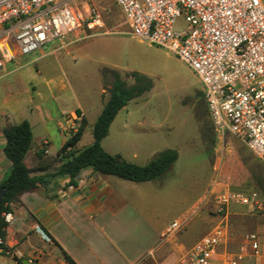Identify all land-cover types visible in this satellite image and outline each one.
Instances as JSON below:
<instances>
[{"label": "rangeland", "instance_id": "374dc122", "mask_svg": "<svg viewBox=\"0 0 264 264\" xmlns=\"http://www.w3.org/2000/svg\"><path fill=\"white\" fill-rule=\"evenodd\" d=\"M86 1L99 9L102 28L74 34L61 48L58 42L46 44L4 68L0 127L6 121L12 125L27 121L33 142L46 134L53 155L64 135L69 138L81 126L73 111L80 105L87 124L74 150L81 151L92 144L93 125L109 97L113 78L109 73L103 76V70L118 72L129 86L130 73L142 74L151 80V90L118 112L101 146L137 166L166 150L176 151L178 159L164 178L144 185L140 201L135 192L128 193L141 217L129 213L135 226L123 241L125 252L141 253L140 264H173L176 245L191 239L186 246L192 247L221 221L228 223L233 246L248 233L263 232L264 215L230 207L223 219L208 197L216 174L233 191L264 196V165L233 137L215 134L202 86L192 71L174 55L132 38L112 0ZM49 166L46 174L54 171L56 160ZM173 222H181V229L161 239Z\"/></svg>", "mask_w": 264, "mask_h": 264}, {"label": "built area", "instance_id": "2783aa9c", "mask_svg": "<svg viewBox=\"0 0 264 264\" xmlns=\"http://www.w3.org/2000/svg\"><path fill=\"white\" fill-rule=\"evenodd\" d=\"M112 1L127 21L132 38L174 55L192 71L202 86V98L215 134L219 138L233 137L264 165L261 1ZM102 26L99 9L86 0H0V81L4 68L18 59L52 42H58L61 48L72 35ZM208 197L223 219L235 206L246 208L253 216L264 215V196L233 191L218 174L211 180ZM3 219L7 226L12 223L10 213L4 214ZM181 227V222L171 223L160 238ZM35 232L42 242L51 243L40 227L36 226ZM229 241L228 223L221 221L174 264H219V258L223 264H240L246 257L258 260L264 246V231L246 234L241 246L244 256L225 250L220 257L219 248L226 249ZM0 251L12 258H22L19 251Z\"/></svg>", "mask_w": 264, "mask_h": 264}, {"label": "crops", "instance_id": "0c3cea01", "mask_svg": "<svg viewBox=\"0 0 264 264\" xmlns=\"http://www.w3.org/2000/svg\"><path fill=\"white\" fill-rule=\"evenodd\" d=\"M73 111L79 112L80 118L87 124L86 114L80 105ZM73 111L70 113L73 114ZM11 126L15 125L6 121L0 127V183L10 169L9 162L3 156L6 144L3 132ZM59 129L64 135L62 128ZM31 132V146L24 158V165L31 171V177L47 175L49 163L56 160L53 168L55 171L60 166V157L57 156L58 152L50 154V142L46 134L34 143L33 128ZM67 139L64 135L60 148ZM149 183L122 181L88 169L82 171L73 180V184L68 177H61L50 180L46 186L37 185L35 189L20 195L11 205L12 223L6 228L5 248L19 251L22 258H12L0 251V264H68L62 251L75 264H140L144 260L140 258L141 253L130 256L122 244L126 237H130L128 235L132 234L131 230L135 226L130 211L141 217L139 209L134 207V199L128 193L135 192V198L140 201L141 189ZM155 188L157 194L159 186ZM237 208L248 212L244 207ZM36 226L50 237V244L41 241L35 232ZM229 236L228 247H220L218 250L220 257L225 250L230 254L241 253L244 238L233 246L230 231ZM189 241L193 242L189 239L175 246L173 264L194 246L187 249ZM151 250L148 251L152 253ZM218 261L223 264L222 258ZM256 261L264 264V246L260 259L246 257L240 264H254Z\"/></svg>", "mask_w": 264, "mask_h": 264}, {"label": "trees", "instance_id": "16d2710c", "mask_svg": "<svg viewBox=\"0 0 264 264\" xmlns=\"http://www.w3.org/2000/svg\"><path fill=\"white\" fill-rule=\"evenodd\" d=\"M107 73L112 76L113 82L109 89V97L93 125L92 144L81 151L74 150L83 135L85 121L82 119L81 126L58 151L57 156L61 158L60 166L51 174L31 177V171L24 165V158L30 150L32 141L31 127L27 121L4 130L6 144L3 156L9 162L10 169L0 183V189L5 192L0 200V239L3 242L7 228L3 215L11 212V205L20 195L35 189L37 185L46 186L50 180L61 177H68L73 184V180L88 169L102 176L132 183L158 181L171 171L178 159V153L174 150L160 152L145 166L127 163L119 155H110L103 150L101 142L107 137L110 125L118 112L128 102L140 98L152 88L151 80L142 74L130 73L133 84L129 86L118 72L104 69L103 76ZM75 113L79 115V112ZM0 250H6L4 244L0 245ZM62 255L68 264H75L65 252L62 251Z\"/></svg>", "mask_w": 264, "mask_h": 264}, {"label": "water", "instance_id": "95a60500", "mask_svg": "<svg viewBox=\"0 0 264 264\" xmlns=\"http://www.w3.org/2000/svg\"><path fill=\"white\" fill-rule=\"evenodd\" d=\"M5 192L3 189H0V200L4 197ZM23 264H27L26 262H24Z\"/></svg>", "mask_w": 264, "mask_h": 264}]
</instances>
